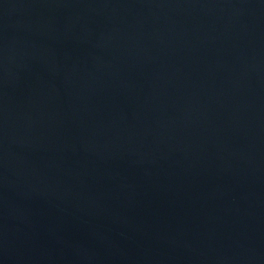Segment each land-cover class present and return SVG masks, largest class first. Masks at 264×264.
I'll list each match as a JSON object with an SVG mask.
<instances>
[{
    "label": "water",
    "instance_id": "water-1",
    "mask_svg": "<svg viewBox=\"0 0 264 264\" xmlns=\"http://www.w3.org/2000/svg\"><path fill=\"white\" fill-rule=\"evenodd\" d=\"M0 264H264V0H0Z\"/></svg>",
    "mask_w": 264,
    "mask_h": 264
}]
</instances>
